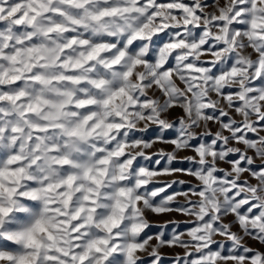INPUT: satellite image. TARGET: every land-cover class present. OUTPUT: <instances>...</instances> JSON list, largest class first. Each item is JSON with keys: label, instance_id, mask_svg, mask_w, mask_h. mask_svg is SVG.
Wrapping results in <instances>:
<instances>
[{"label": "snow or ice", "instance_id": "obj_1", "mask_svg": "<svg viewBox=\"0 0 264 264\" xmlns=\"http://www.w3.org/2000/svg\"><path fill=\"white\" fill-rule=\"evenodd\" d=\"M258 122L264 0H0V264H264Z\"/></svg>", "mask_w": 264, "mask_h": 264}, {"label": "rangeland", "instance_id": "obj_2", "mask_svg": "<svg viewBox=\"0 0 264 264\" xmlns=\"http://www.w3.org/2000/svg\"><path fill=\"white\" fill-rule=\"evenodd\" d=\"M225 2H226V0H221V3H225ZM177 114L178 113H173V117L172 118H175V115H177ZM257 126L258 127H264V125L259 124V122H258ZM211 130L212 131H216L217 129L215 127H212ZM200 131H203V129H200ZM225 134L227 135V133H225ZM251 135L255 137L256 133H251ZM249 154L251 155V153H249ZM184 155H191V153L190 152L189 153H183V152L180 153L181 157L184 156ZM256 161H257V165H259L260 164L259 157L256 158ZM221 167L227 168L228 166L224 165V164H221ZM261 170H264V169H261ZM177 178L178 179H183L185 181H190L193 185L196 183L195 180H193L191 177H188V176L181 175V176H178ZM244 179L248 180V175L247 174H245ZM251 182L252 183H256V181L254 179ZM178 199L182 200V197H179ZM193 199H195V198L193 197ZM170 218L171 219H175L177 221H191V220H194L193 217H186V216H181V215H172V216H167L166 215L163 219L167 220V219H170ZM187 230H188V228H187V226H185L184 231H187ZM153 231H155V229H153ZM252 246L255 247V248H260V245L258 243L253 244ZM261 251H264V248H262ZM181 254H182V250L178 249L175 252H173L171 249H166L165 250V257H164L165 264H175V262L173 260V257L177 256V255H181Z\"/></svg>", "mask_w": 264, "mask_h": 264}]
</instances>
